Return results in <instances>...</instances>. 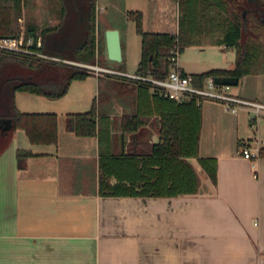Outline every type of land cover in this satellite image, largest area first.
<instances>
[{
  "label": "crops",
  "instance_id": "1",
  "mask_svg": "<svg viewBox=\"0 0 264 264\" xmlns=\"http://www.w3.org/2000/svg\"><path fill=\"white\" fill-rule=\"evenodd\" d=\"M95 2L97 55L99 32L107 24L120 30L124 59L133 44L139 45L138 66L142 37L130 11L143 13L147 31L179 30L178 0ZM51 3L58 20L45 28L62 22L63 0ZM26 4L37 7L36 0ZM125 15L129 19L118 18ZM210 46L235 58L230 65H208L203 71L235 65V47ZM108 74L94 71L73 79L62 96L15 91L18 111L57 115V140L33 142L21 127L8 134L0 131V264H264V156L251 160L240 148L245 140L264 147V115L255 124L245 107L229 112L218 102L204 101L199 148L204 146L205 154H199L217 158L215 181L202 166L199 170L197 157H190L200 177L196 192L103 195L98 128L94 135L78 134L73 114L90 110L96 101V119L104 115L110 131L105 146L115 151L136 144L139 137L147 144L161 139V117L151 103L144 108L154 110L144 117L148 133L123 132L125 116L138 111V89ZM154 93L149 89L150 96ZM251 98L264 102V91Z\"/></svg>",
  "mask_w": 264,
  "mask_h": 264
},
{
  "label": "trees",
  "instance_id": "2",
  "mask_svg": "<svg viewBox=\"0 0 264 264\" xmlns=\"http://www.w3.org/2000/svg\"><path fill=\"white\" fill-rule=\"evenodd\" d=\"M255 1V2H254ZM179 0L183 18L180 19L178 34L170 32L147 31L143 27V13L130 11L129 17L136 21L137 32L142 37V55L137 72L165 76L170 70V55L176 45L180 52L194 42L196 33H215L219 44L233 46L237 58L232 68H211L200 73H192L194 82L203 85L210 75H235L264 73V39L255 31L252 21L264 28V0ZM62 22L54 27L38 32L34 22H20L27 0H0V36H20L24 30L25 45L28 38L33 43L29 48L40 54H16L12 51H0V75L13 65L34 69L39 76L7 79L11 95L17 90L62 96L73 79H82L91 72L88 68L67 65L65 80H59L51 74V67L59 64L46 56L62 57L51 51L57 42L74 43V58L80 62L95 63L97 56V14L95 0H63ZM75 14V15H74ZM102 18L100 17L101 23ZM109 25L106 24V27ZM101 27V24H100ZM105 29H100L99 49L106 41ZM56 31V34H51ZM244 32L248 33L243 39ZM62 34V36H61ZM60 36V39L58 38ZM252 35V36H249ZM41 38L42 45L37 41ZM37 73V74H38ZM110 75V74H108ZM52 76V77H51ZM6 82V80H5ZM129 83V82H127ZM7 84V83H5ZM1 85L6 89L9 85ZM130 84V83H129ZM138 89V111L125 116L124 133L145 131L144 117L156 110L160 115V141L147 144L139 137L133 142L115 151L105 146L110 131L105 124V116L97 117L96 101L86 112L73 114L74 129L80 135H94L98 128L100 149V191L103 195H145L173 196L180 193H193L199 188L200 177L189 160L197 157L201 166L212 180L217 177V158L199 154L201 129L203 124L202 103L196 100L177 101L154 93L149 95V87L132 83ZM0 92H3L0 88ZM154 102V103H153ZM151 103L155 109L144 111ZM3 117L13 118V129L24 128L33 142H55L57 140V115L55 113L6 112ZM105 124V125H104ZM264 156V148L261 149ZM116 181L112 182L111 179Z\"/></svg>",
  "mask_w": 264,
  "mask_h": 264
},
{
  "label": "rangeland",
  "instance_id": "3",
  "mask_svg": "<svg viewBox=\"0 0 264 264\" xmlns=\"http://www.w3.org/2000/svg\"><path fill=\"white\" fill-rule=\"evenodd\" d=\"M36 1H37V7L34 9H30L28 7V4L24 6L23 17L22 19L20 18L19 20L24 25L26 24V21L34 22L35 24H37L38 32L40 33V31L43 28H45L48 24H55L57 22L58 19H56V16L54 14H51L50 12V9H51L50 6L52 5L51 2L55 4L56 1L59 3V0H54V1L53 0H36ZM123 17L126 19L128 16L126 15L122 17L118 16V18L121 19V21L122 19H124ZM183 17H184L183 11L180 9L179 28H180V19ZM101 22H103V20H101ZM119 24L121 25V27H123L121 22H119L118 25ZM252 24L255 27V31H257L256 33L259 34L260 37L264 39V28L258 26L255 21H252ZM101 27H103V24L101 25ZM24 30L22 31L23 33H24ZM178 32L174 34H178ZM220 35H221L220 30H217L213 34L211 33L196 34L195 33L193 35L195 43L184 47V49L179 54L180 64L187 71L192 72V73H200L201 71L206 69L208 65H216V66L230 65V63H232L231 59L235 58V54H232L229 52H222L219 48L210 46V45L217 44L216 38ZM247 36H248V33L244 32L243 39L247 38ZM249 36H252V35H249ZM58 38L60 39L59 35H58ZM73 51H74V43H72L71 41L64 42L61 39L57 42V46L54 47V49L51 52L62 56V58L65 59L66 61L76 63L74 66L85 68L84 64L86 62H80V61H76L73 59L64 58V57L74 58L75 56L73 55ZM138 51H139V45L133 44L131 54L129 56L126 55L125 59L123 58L122 61L111 60L108 57V53L106 52V47L104 46V43L102 42L95 63H91V64H95V65L98 64L99 66H102V67L126 70L128 72L133 73V72H136L138 68L137 66L138 59H139ZM35 71L36 70L34 69L31 70L23 66L12 64L11 66L7 67V71L3 72V74L0 75V84L3 85L7 83L9 85V83L7 82V79L15 78L12 80L14 81V80H17L21 76L23 78L24 77L26 78L27 76H31V75L39 76V73L37 72L38 73L37 74ZM66 71H67V65L55 64L51 67L50 75H53L54 77H58L59 80L62 81V80H65V77L67 76ZM89 71L94 72L95 70H92L90 68ZM101 73L108 74L105 71ZM120 81L125 82L124 80H120ZM203 85L204 87H208V77L204 79ZM0 88L1 90H3V92H0V114L10 112V111L12 112L18 111L14 94L11 95L10 85H9V88L7 86L6 89H3V87H0ZM227 91L233 94H236V95H240V96L244 95L247 97V99H253L251 97L252 95H254L255 91L257 92L264 91V73L247 75L246 77L241 79V81L238 84L229 85V88L227 89ZM213 105L216 106L218 112L220 113L221 112L220 106L216 105V103H214ZM206 119H207L206 120L207 123L211 121V119H209L208 117H206ZM217 119L220 120L221 117L219 116ZM260 119L261 120L263 119V115L260 116ZM204 144H205V135L202 136V145ZM0 145H1V141H0ZM199 153L203 155L205 154L204 146L199 148ZM198 166H199V170H202L201 165L199 164Z\"/></svg>",
  "mask_w": 264,
  "mask_h": 264
},
{
  "label": "built area",
  "instance_id": "4",
  "mask_svg": "<svg viewBox=\"0 0 264 264\" xmlns=\"http://www.w3.org/2000/svg\"><path fill=\"white\" fill-rule=\"evenodd\" d=\"M32 43V38H28L25 45V34L23 32L18 37L1 36L0 51H12L16 54H40L29 48ZM41 43V40L38 39L37 45L41 46ZM179 54L180 47L176 45L170 55V70L165 76H154L150 73H139L137 71L131 73L126 70L102 67L91 63H85L84 65L88 69L91 68L99 73L105 71L121 79L146 85L153 92L168 99L177 101L194 99L197 104H201L204 101H214L222 104L229 112H237L240 108L245 107L253 112L255 124L260 116L264 115V102L247 99L227 91L229 85L215 83L213 75L208 76V87L196 84L193 75L179 66ZM240 148L245 158L255 160L261 157V149L264 147L259 143L253 145L250 141L245 140Z\"/></svg>",
  "mask_w": 264,
  "mask_h": 264
},
{
  "label": "water",
  "instance_id": "5",
  "mask_svg": "<svg viewBox=\"0 0 264 264\" xmlns=\"http://www.w3.org/2000/svg\"><path fill=\"white\" fill-rule=\"evenodd\" d=\"M107 53L111 60L122 61L123 60V48L120 30L116 27H107L105 30ZM1 37V36H0ZM49 60L57 61L59 64L75 65L74 62H69L62 57L47 56ZM239 76L235 75H216L214 81L217 84L236 85L239 83ZM185 101L189 102V99ZM73 121V118H71ZM74 122V121H73ZM74 125V124H73ZM13 128V118L0 117V131L2 134H8Z\"/></svg>",
  "mask_w": 264,
  "mask_h": 264
},
{
  "label": "flooded vegetation",
  "instance_id": "6",
  "mask_svg": "<svg viewBox=\"0 0 264 264\" xmlns=\"http://www.w3.org/2000/svg\"><path fill=\"white\" fill-rule=\"evenodd\" d=\"M250 1H252V2H253L254 0H250ZM254 2H255V1H254ZM41 42H42V41H41ZM41 45H42V43H41Z\"/></svg>",
  "mask_w": 264,
  "mask_h": 264
}]
</instances>
